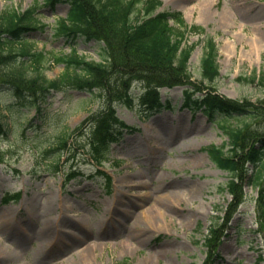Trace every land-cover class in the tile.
Returning <instances> with one entry per match:
<instances>
[{"label":"rangeland","instance_id":"1","mask_svg":"<svg viewBox=\"0 0 264 264\" xmlns=\"http://www.w3.org/2000/svg\"><path fill=\"white\" fill-rule=\"evenodd\" d=\"M160 1L159 11L180 12L188 26L204 31L184 36V44L193 48V86L207 89L201 59L205 41L212 39L220 76L209 91L261 105L264 0ZM33 6L38 7V29L26 41L45 54L43 74L56 80L65 66L54 56L72 50L71 42L56 34L69 5L0 0V11L22 14ZM73 47L79 56L102 60L100 43L79 37ZM131 85L133 107H116L128 129L101 167L86 147L88 118L106 106L99 91H53L38 115L0 85L5 159L0 164V264H264V202L258 203L259 189L251 184L252 167L246 161L240 165L247 175L237 181L238 206L224 190L231 175L217 168L206 151L228 142L216 124L237 128L248 123L264 137V118L217 114L210 121L201 112L183 110L187 86L161 88L162 102L170 107L153 115L142 105L141 83ZM67 135L68 147L62 150L59 138ZM105 175L111 177L109 187ZM212 227L218 233L207 247Z\"/></svg>","mask_w":264,"mask_h":264},{"label":"trees","instance_id":"2","mask_svg":"<svg viewBox=\"0 0 264 264\" xmlns=\"http://www.w3.org/2000/svg\"><path fill=\"white\" fill-rule=\"evenodd\" d=\"M54 7L61 0H43ZM69 5L65 18L58 21L56 34L71 42V54L54 56L57 64L65 66L61 78L48 80L42 71L43 52H35L26 36L37 30V6L20 14L16 10L0 11V85L10 88L21 107H33L42 114L41 104L53 91L72 88L87 92L99 91L106 101L101 112L91 115L90 132L86 147L97 167L108 160L110 148L122 141L128 126L116 113L117 104L133 107L131 84L141 83L142 105L150 114L162 111L161 88L187 86L183 108L191 113L201 112L210 121L215 116L264 118V101L261 105L240 102L209 91L220 76L218 52L212 39L205 41L201 59L202 82L207 89L195 88L191 82L189 61L192 46L184 44L187 32L202 34L197 26H188L180 12L159 11L160 0H64ZM136 18V19H135ZM79 37L103 45L100 62L79 56L74 40ZM18 47V48H15ZM259 82L264 86V77ZM200 93V94H199ZM197 95V96H196ZM146 110V111H147ZM228 138L221 147L211 146L206 151L211 161L231 179L224 190L238 206L239 184L245 161L252 169L251 184L259 189L258 203L264 202V137L258 136L251 124L231 128L219 123ZM1 129V125H0ZM79 130V128H77ZM69 135L59 138V148L67 150ZM227 147V151L225 148ZM0 152V164L4 162ZM107 186L111 178L105 175ZM17 198L20 196L17 195ZM4 203H9L5 200ZM222 224L221 226H223ZM217 227L210 229L206 239L212 246Z\"/></svg>","mask_w":264,"mask_h":264},{"label":"bare ground","instance_id":"3","mask_svg":"<svg viewBox=\"0 0 264 264\" xmlns=\"http://www.w3.org/2000/svg\"><path fill=\"white\" fill-rule=\"evenodd\" d=\"M198 213V212H197ZM196 213V214H197ZM126 246H129L128 244H125ZM84 264H92V262L90 260H86Z\"/></svg>","mask_w":264,"mask_h":264}]
</instances>
